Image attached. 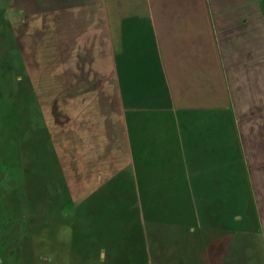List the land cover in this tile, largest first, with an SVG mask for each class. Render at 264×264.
<instances>
[{
	"label": "crops",
	"instance_id": "crops-1",
	"mask_svg": "<svg viewBox=\"0 0 264 264\" xmlns=\"http://www.w3.org/2000/svg\"><path fill=\"white\" fill-rule=\"evenodd\" d=\"M2 11L76 200L131 165L148 196L167 195L152 186L179 168L210 238L198 264L236 262L238 207L257 218L264 253V0H6ZM52 52L64 89L40 81Z\"/></svg>",
	"mask_w": 264,
	"mask_h": 264
},
{
	"label": "rangeland",
	"instance_id": "rangeland-1",
	"mask_svg": "<svg viewBox=\"0 0 264 264\" xmlns=\"http://www.w3.org/2000/svg\"><path fill=\"white\" fill-rule=\"evenodd\" d=\"M5 3L0 0V16ZM10 31L1 19L0 264H198V243L210 238L200 232L194 187L183 182L181 169L152 186L167 195L148 196L131 165L93 199H75L25 71L21 43ZM27 43L33 47L34 40ZM50 54L51 60L40 56V81L64 89L59 54ZM237 209L234 264H264L257 218ZM242 243L248 248H238Z\"/></svg>",
	"mask_w": 264,
	"mask_h": 264
}]
</instances>
